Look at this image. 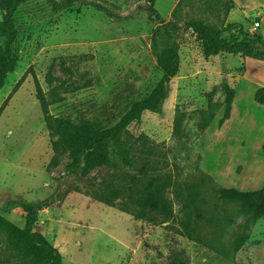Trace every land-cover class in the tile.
<instances>
[{
  "label": "rangeland",
  "instance_id": "obj_1",
  "mask_svg": "<svg viewBox=\"0 0 264 264\" xmlns=\"http://www.w3.org/2000/svg\"><path fill=\"white\" fill-rule=\"evenodd\" d=\"M56 1L28 0L14 16L19 30L17 66L0 89V106L28 74L0 115L2 213L23 227V209L5 210L7 201L15 197L48 201L34 230L59 249L64 264H174L179 258L189 264H264V219L255 222L247 243L235 252L244 217L239 205L225 202L216 191L219 185L254 190L264 184V104L253 93L254 85L264 83V65L252 58L251 81L240 79L246 67L243 57L227 51L207 55L196 34L186 30L190 18L216 28L241 23L239 37L261 32L264 40V0H241L231 19L226 12L230 0H157L165 22L180 33V69L162 111H146L141 122L129 127L135 135L145 134L159 154L152 159L157 170L151 174L168 172L198 186V204L205 214L199 229L212 245L191 240L175 221L155 224L134 218L119 208L122 198L115 206L96 200L93 189L124 166L118 157L115 164L89 171L83 160L76 173L67 172L71 152L54 149L59 135L46 124L33 72L48 94L58 86L57 100L50 106L53 115L100 128L111 126L147 97L163 75L154 50V34L162 23L150 17L146 0H80L72 8L55 10ZM256 20L261 25L251 30ZM224 37L229 39L230 32ZM50 70L61 81L50 85ZM225 82L236 89V98L231 117L221 123ZM202 110H207L206 118ZM177 113L184 114V122L176 134ZM143 173L139 165L136 174ZM167 195L175 202L173 189ZM174 207L179 210L180 205L175 202ZM229 217L237 223L230 225ZM9 263L18 264L19 258L3 235L0 264Z\"/></svg>",
  "mask_w": 264,
  "mask_h": 264
},
{
  "label": "trees",
  "instance_id": "obj_2",
  "mask_svg": "<svg viewBox=\"0 0 264 264\" xmlns=\"http://www.w3.org/2000/svg\"><path fill=\"white\" fill-rule=\"evenodd\" d=\"M27 1L0 0L2 14L0 37L3 38V43L0 44V89L5 85L8 75L14 72L17 66L15 45L19 30L15 24L14 16L18 8ZM79 1L57 0L53 7L55 10L65 7L72 8ZM146 1L150 17L157 18L162 23L154 34V50L162 66L163 75L151 93L144 99L135 102L117 123L100 128L90 124L76 123L70 117L53 115L50 106L53 101L57 100L56 89L58 86H53L48 94L33 72L36 96L48 128L59 135V140L53 145L54 149L71 152L72 158L66 165L67 172L76 173L82 167L83 160L85 161L83 167L86 171L102 164H115L114 157H118L123 165L129 168L120 167L119 171L112 174L109 180L95 187L92 194L96 200L115 206L116 201L122 198L124 200L119 204V208L133 215L134 218L147 219L155 224L175 221L181 225L183 234L191 240L212 245L210 240L204 238L199 229L203 228L201 221L205 218V214L198 204L200 198L198 186L191 182H181L168 172L154 171L155 173L151 174V170H157V161L152 159L159 154L145 134L135 135L129 129L131 124L141 122L144 112L160 113L162 111L169 93L170 83L180 69V43L177 40L180 33L165 22L156 7L157 0ZM182 2L179 4L181 5ZM228 3L226 12L229 13L234 1L230 0ZM94 4L107 10L111 15L115 14L100 2H94ZM186 30L196 34L203 43L207 55H217L227 51L264 60L262 36L239 37V33L243 31L241 23L216 28L205 23L202 19L190 18L186 22ZM226 31L231 34L229 39L224 37ZM163 35L165 39L160 40ZM27 74L25 72L0 106V115ZM47 80L50 85H53L55 80L59 79L55 78L50 70ZM223 89L226 96L225 111L221 123L231 117L236 97L235 88L231 87L229 83L225 82ZM254 98L258 103L264 104V86L256 90ZM206 111L202 110L204 118H206ZM183 122L184 114L177 113L174 130L176 134L180 133ZM206 125L207 122L203 124V127ZM262 149L264 154V144ZM139 165L144 170L140 176L136 174ZM170 189L174 190L175 202L180 205L179 210L175 209V202L167 195ZM216 191L225 202L239 205L244 217L241 221L244 231L234 240V251L236 252L247 243L255 222L259 218L264 219V184L254 190L219 185ZM48 205V201L36 203L23 198H10L6 203L5 210L16 207L23 209L25 213L23 227L10 221L0 210V237L4 235L7 238L12 250L19 258L18 264H64L59 249L42 232L34 230L35 224L39 221L40 210ZM227 221L230 225L237 223L232 217H229ZM174 264H189V262L179 258Z\"/></svg>",
  "mask_w": 264,
  "mask_h": 264
},
{
  "label": "crops",
  "instance_id": "obj_3",
  "mask_svg": "<svg viewBox=\"0 0 264 264\" xmlns=\"http://www.w3.org/2000/svg\"><path fill=\"white\" fill-rule=\"evenodd\" d=\"M241 0H234V4H233V7L230 9L231 11H229L230 13H229V17H230V19H231V17L233 16V13H234V11H235V8H236V6H237V4H238V2H240ZM263 21H264V18L262 19V25H263ZM259 34H260V36H262V34H261V32H259ZM263 37V36H262ZM238 55H240V57L242 58H244V63L246 64V67H244V71H243V73L240 75V79H246V80H248V81H251V78L250 77H248L249 75H250V69H249V66H248V63H249V61H254L252 58L253 57H249V56H242L241 54H238ZM258 60H260V63H262L263 65H264V60H262V59H258ZM263 67V66H262ZM261 86H264V83H261V82H258L256 85H254V89H253V93H254V95H255V92H256V90L259 88V87H261ZM235 91H236V89H235ZM236 98V97H235ZM234 104V103H233ZM233 110V109H232Z\"/></svg>",
  "mask_w": 264,
  "mask_h": 264
},
{
  "label": "built area",
  "instance_id": "obj_4",
  "mask_svg": "<svg viewBox=\"0 0 264 264\" xmlns=\"http://www.w3.org/2000/svg\"><path fill=\"white\" fill-rule=\"evenodd\" d=\"M261 25V21L260 20H256L254 22V25L252 26L251 30H257Z\"/></svg>",
  "mask_w": 264,
  "mask_h": 264
},
{
  "label": "water",
  "instance_id": "obj_5",
  "mask_svg": "<svg viewBox=\"0 0 264 264\" xmlns=\"http://www.w3.org/2000/svg\"><path fill=\"white\" fill-rule=\"evenodd\" d=\"M260 46H262V44H259Z\"/></svg>",
  "mask_w": 264,
  "mask_h": 264
}]
</instances>
